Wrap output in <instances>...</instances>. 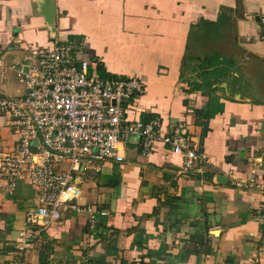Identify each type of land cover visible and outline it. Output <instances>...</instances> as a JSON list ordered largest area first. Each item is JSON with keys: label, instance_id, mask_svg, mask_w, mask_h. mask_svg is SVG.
<instances>
[{"label": "crops", "instance_id": "1", "mask_svg": "<svg viewBox=\"0 0 264 264\" xmlns=\"http://www.w3.org/2000/svg\"><path fill=\"white\" fill-rule=\"evenodd\" d=\"M264 0H0V97H23L19 80L32 49L75 42L103 78H138L142 96L125 104L129 123H183L204 162L158 144L125 161H83L74 185L96 225L67 210L37 233L27 212L38 190L0 177V264H264ZM0 114V149L15 147ZM68 163L56 166L58 173ZM33 241L20 250L19 232Z\"/></svg>", "mask_w": 264, "mask_h": 264}, {"label": "built area", "instance_id": "2", "mask_svg": "<svg viewBox=\"0 0 264 264\" xmlns=\"http://www.w3.org/2000/svg\"><path fill=\"white\" fill-rule=\"evenodd\" d=\"M261 40L264 42V15H260ZM82 47L75 42L56 43L48 49L26 52L27 71L18 76L27 93L23 97H0V114L7 118L15 147L0 149V177L7 194L14 195L19 182L38 190V203L27 212L28 230L37 233L58 222L67 210L85 213L96 225L105 215L95 206L77 201L81 192L74 185V175L81 172L83 161H125L130 143L137 144L143 155H149L158 144L183 155L184 169L192 170L204 162L199 143L183 123L167 127L161 117L146 123H129L125 104L146 92L138 78H103L97 61L82 57ZM1 64V63H0ZM264 162V151L260 156ZM68 163L65 173L56 166ZM235 180L240 190H259L264 185L255 179ZM258 218L264 220V204ZM20 250L33 241L25 230L19 232Z\"/></svg>", "mask_w": 264, "mask_h": 264}, {"label": "water", "instance_id": "3", "mask_svg": "<svg viewBox=\"0 0 264 264\" xmlns=\"http://www.w3.org/2000/svg\"><path fill=\"white\" fill-rule=\"evenodd\" d=\"M26 71H27V69H26Z\"/></svg>", "mask_w": 264, "mask_h": 264}]
</instances>
